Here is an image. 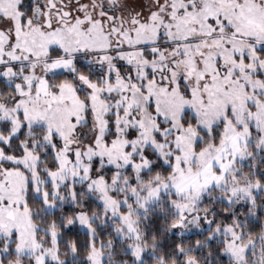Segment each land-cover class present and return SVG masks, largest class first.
Segmentation results:
<instances>
[{
	"label": "snow or ice",
	"instance_id": "1",
	"mask_svg": "<svg viewBox=\"0 0 264 264\" xmlns=\"http://www.w3.org/2000/svg\"><path fill=\"white\" fill-rule=\"evenodd\" d=\"M0 264H264V0H0Z\"/></svg>",
	"mask_w": 264,
	"mask_h": 264
}]
</instances>
